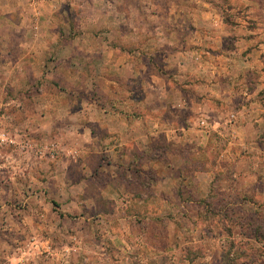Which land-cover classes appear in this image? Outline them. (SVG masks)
I'll use <instances>...</instances> for the list:
<instances>
[{
    "label": "rangeland",
    "instance_id": "rangeland-1",
    "mask_svg": "<svg viewBox=\"0 0 264 264\" xmlns=\"http://www.w3.org/2000/svg\"><path fill=\"white\" fill-rule=\"evenodd\" d=\"M1 133L0 264H264V0H0Z\"/></svg>",
    "mask_w": 264,
    "mask_h": 264
},
{
    "label": "crops",
    "instance_id": "crops-1",
    "mask_svg": "<svg viewBox=\"0 0 264 264\" xmlns=\"http://www.w3.org/2000/svg\"><path fill=\"white\" fill-rule=\"evenodd\" d=\"M115 49V53L118 55V53H119V50L118 49H116V48H114ZM114 63H118V60L117 61H114ZM117 66V64L116 65H114V67L116 68V70L118 71V66H119V64H118V66ZM111 81L113 80L112 79V77H111V79H110ZM116 82V81H115ZM116 85H117V82H116ZM114 112H116V108H114ZM110 114V116H112V117H115V121H114V119L112 120L111 119V122H110V130H109V132L110 133H112L111 135H113V137L116 139L117 137H121V134L123 133V132H125L126 130H128L129 128H131V121H129L128 119H127V113L126 112H119V113H109ZM119 114V115H118ZM121 115H126V120H122V121H120V122H118L117 120H118V117H121Z\"/></svg>",
    "mask_w": 264,
    "mask_h": 264
},
{
    "label": "built area",
    "instance_id": "built-area-1",
    "mask_svg": "<svg viewBox=\"0 0 264 264\" xmlns=\"http://www.w3.org/2000/svg\"><path fill=\"white\" fill-rule=\"evenodd\" d=\"M0 138H2V139H4V138H5V135H4V133H1V134H0Z\"/></svg>",
    "mask_w": 264,
    "mask_h": 264
}]
</instances>
